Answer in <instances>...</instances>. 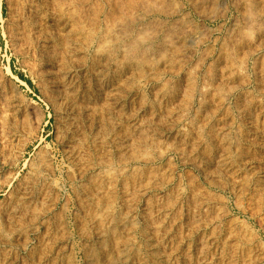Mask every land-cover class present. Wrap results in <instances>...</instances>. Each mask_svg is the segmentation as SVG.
<instances>
[{"label": "rangeland", "instance_id": "rangeland-1", "mask_svg": "<svg viewBox=\"0 0 264 264\" xmlns=\"http://www.w3.org/2000/svg\"><path fill=\"white\" fill-rule=\"evenodd\" d=\"M135 11L157 47L86 49ZM109 260L264 264V0H0V264Z\"/></svg>", "mask_w": 264, "mask_h": 264}, {"label": "bare ground", "instance_id": "bare-ground-1", "mask_svg": "<svg viewBox=\"0 0 264 264\" xmlns=\"http://www.w3.org/2000/svg\"><path fill=\"white\" fill-rule=\"evenodd\" d=\"M38 1V0H37ZM55 1V0H54ZM133 2V1H132ZM65 3H67V2H65ZM92 3V2H91ZM91 3H88L87 5H86V9H87V7H89V4H91ZM131 4V3H130ZM97 5V4H96ZM119 5V4H118ZM141 6V5H140ZM84 7V6H83ZM92 7V6H91ZM95 7V6H94ZM136 7V6H135ZM182 7V6H181ZM35 8V7H34ZM60 8V7H59ZM90 8V7H89ZM96 8V7H95ZM142 8V7H141ZM65 9V8H64ZM92 9V8H91ZM32 10V9H31ZM57 10V9H56ZM93 10V12H94V9H92ZM95 10H97V9H95ZM102 10V9H101ZM152 10V9H151ZM19 11V10H18ZM149 11H150V9H149ZM176 11V10H175ZM32 12V14H35L36 15V13H39V12H35L34 10L33 11H31ZM89 12V11H88ZM131 12H133V11H131ZM144 12V11H143ZM151 12V11H150ZM253 12V11H252ZM128 13V12H127ZM145 13H147V12H145ZM30 14V13H29ZM88 14V13H87ZM99 14V13H98ZM122 14H123V12H122ZM168 14V13H167ZM253 14V13H252ZM260 14V13H259ZM27 15V14H26ZM31 15V14H30ZM39 15V14H38ZM41 15V14H40ZM144 15V14H143ZM142 14H141V12L140 11H135V13L132 15V18L131 19H133V20H131V19H128L129 21H130V23H131V26H132V23H134V22H136L137 24H138V27L136 28V31H135V33H130V38L132 37V38H134V40L135 41H133V43H128V44H126V42H127V40H128V36H127V34L126 33H128V32H130V31H128V29L126 30V28H124V23H123V21L121 22L119 19L117 20V19H115V23H114V20H113V24H112V26H108L107 28H105V26L102 28V26L100 27H98V28H96L95 29V34L94 33H91V34H94L95 35V37H91L90 38V40H89V42H87L88 43V46H86V49H90V47H93V46H95L97 43H98V46H97V53H96V56H98V57H100V59L102 60H104V58H106V57H110V56H112V55H114V57H115V55L116 56H124V57H128V55H130V53H131V51L132 50H135V49H137L139 52L141 51V53L142 54H144L145 55V53L146 52H148L147 50H151V48H152V46H154L153 45V43H152V40H153V37H152V32H150L149 31V28L148 29H146L148 26H145V24L143 25L142 24V20L144 19L142 16H143ZM257 15V14H256ZM51 16V15H50ZM175 16V15H174ZM177 16V15H176ZM252 16V15H251ZM262 16V15H261ZM29 17V16H28ZM60 17V16H59ZM65 16L64 15H62V23H60V24H58L57 23V25H56V27L54 28V31H56L57 33L56 34H58V35H61V36H63L64 38H65V40H67V44L66 43H64V45H65V48H64V50L66 49V55L68 56V58L70 57V58H72L73 57V55H74V51H75V49H76V46H77V44H75V43H71V44H69L68 43V41H70V39L73 37V33L70 31V25H69V21H70V17L69 18H64ZM74 17V16H73ZM95 17H97V16H95ZM99 17V16H98ZM117 17V16H116ZM172 17V16H171ZM253 17V16H252ZM257 17V16H256ZM38 18V17H37ZM36 18V19H37ZM113 18V17H112ZM251 18V17H250ZM30 19H32V17L30 18ZM60 19V18H59ZM81 19V18H80ZM108 19V18H107ZM121 19V18H120ZM126 19V18H125ZM176 19V18H175ZM252 19H254V18H252ZM260 18H258V19H256L254 22H256V21H258L257 23H259V25H261L260 24V21L261 20H259ZM111 20V19H110ZM172 20V19H171ZM36 21V20H35ZM57 21H59V20H57ZM81 21H82V19H81ZM89 21V20H88ZM93 21V20H92ZM128 21V22H129ZM132 21V22H131ZM143 21H145V20H143ZM163 21V20H162ZM30 22V21H29ZM40 22V21H39ZM38 22V23H39ZM80 22V21H79ZM125 22V21H124ZM158 22V21H157ZM166 22V21H165ZM179 22V21H178ZM252 22V21H251ZM253 22V23H254ZM55 23V22H54ZM96 23V22H95ZM144 23V22H143ZM167 23V22H166ZM165 23V24H166ZM174 23V22H173ZM172 23V24H173ZM246 23H247V21H246ZM252 23V24H253ZM111 24V23H110ZM135 24V23H134ZM137 24H136V26H137ZM151 24V23H150ZM158 24H159V22H158ZM161 24H163V23H161ZM263 24V23H262ZM90 25V24H89ZM95 25V24H94ZM99 25V24H98ZM147 25V24H146ZM167 25V24H166ZM175 25V24H174ZM177 25V24H176ZM24 26V25H23ZM34 27H35V25H33ZM32 26V27H33ZM55 26V25H54ZM107 26V25H106ZM130 26V25H129ZM145 26V27H144ZM152 26H153V24H152ZM160 26V25H159ZM158 26V28H160ZM80 27V26H79ZM85 27V26H84ZM84 27H81L80 29L81 30H83V28ZM95 27V26H94ZM150 27V26H149ZM156 27V26H155ZM166 27V26H165ZM164 27V28H165ZM247 27V26H246ZM254 27V26H253ZM38 28V27H37ZM47 28V27H46ZM45 28V29H46ZM92 28V27H91ZM131 28V27H130ZM153 28V27H152ZM162 28V27H161ZM160 28V29H161ZM250 28V27H249ZM39 29V28H38ZM150 29H151V27H150ZM163 29V28H162ZM178 29V28H177ZM262 29H263V26H262ZM261 29V30H262ZM36 30V29H35ZM42 30V29H41ZM79 30V29H78ZM132 30V29H131ZM175 30V29H174ZM52 31V30H51ZM126 31H128V32H126ZM133 31V30H132ZM181 31H182V29H181ZM185 31H186V29H185ZM250 31V30H249ZM88 32V31H87ZM91 32H92V30H91ZM157 32V31H156ZM166 32V31H165ZM164 32V33H165ZM180 32V31H179ZM251 32V31H250ZM33 33V32H32ZM71 33H72V35H71ZM79 33H81V32H79ZM89 33V32H88ZM176 33V32H175ZM48 34V33H47ZM83 34V33H82ZM90 34V33H89ZM88 34V35H89ZM173 34H174V32H173ZM39 35V34H38ZM81 35V34H80ZM86 35V34H85ZM87 35V36H88ZM147 37L148 36V39H149V41H147V40H144V37L145 36ZM187 35V34H186ZM34 36V35H33ZM51 36V35H50ZM86 36V37H87ZM156 36V35H155ZM161 36V35H160ZM167 36V35H166ZM173 36V35H172ZM175 36V35H174ZM193 36V35H192ZM19 37V36H18ZM48 37H49V35H48ZM53 37V36H52ZM158 37V36H157ZM156 37V38H157ZM162 37V36H161ZM171 37V36H170ZM185 37V36H184ZM89 38V37H88ZM155 37H154V39H156ZM168 38V37H167ZM181 38V37H180ZM47 39V38H46ZM45 39V40H46ZM74 39V38H73ZM85 39V38H84ZM92 39V40H91ZM146 39V38H145ZM158 39V38H157ZM166 39V38H165ZM164 38H163V41L165 40ZM174 39V40H173ZM172 39V41H175V40H177V39H175V38H173ZM182 39H184V38H182ZM185 39H187L188 41L187 42H189V41H191V39H192V37H191V35H187V38H185ZM194 39V38H193ZM64 40V39H63ZM86 40V39H85ZM171 40V39H170ZM26 41V40H25ZM24 41V42H25ZM77 41V40H76ZM159 41H160V39H159ZM158 41V42H159ZM184 41H186V40H184ZM47 42H48V40H47ZM97 42V43H96ZM138 42H144L142 45H143V47L142 46H140V45H137L138 44ZM147 42H149V43H147ZM161 42V41H160ZM169 42H171V41H169ZM78 43V42H77ZM137 43V44H136ZM174 43V42H173ZM32 44V43H31ZM31 44H29V45H31ZM174 45V44H173ZM172 45V46H173ZM161 46V45H160ZM146 47V48H145ZM154 47H157V44H156V46H154ZM153 47V48H154ZM172 48V47H171ZM159 49V48H158ZM157 49V50H158ZM163 49V48H162ZM26 50H28V49H26ZM54 50V49H53ZM57 51V50H56ZM136 51V50H135ZM160 51V50H159ZM49 52V51H48ZM64 52V51H63ZM137 52V51H136ZM161 52H162V50H161ZM164 52V51H163ZM162 52V53H163ZM34 53V52H33ZM160 53V52H159ZM59 54V53H58ZM136 54V53H135ZM134 54V55H135ZM137 54H140V53H137ZM155 54V53H154ZM141 55V54H140ZM147 55V54H146ZM33 56H35V54L33 55ZM152 56V55H151ZM135 57V56H134ZM133 57V55H132V57L131 56H129V59L131 58H134ZM61 59H62V57H60ZM111 58V57H110ZM122 58V57H121ZM99 59V58H98ZM134 59H137V58H134ZM50 60V59H49ZM107 60V59H106ZM128 60V59H127ZM131 61V60H130ZM130 61H129V64H130ZM139 61V60H138ZM112 62V61H111ZM132 62V61H131ZM135 63V62H134ZM128 64V65H129ZM133 64V63H132ZM136 64V63H135ZM134 65V64H133ZM137 65V64H136ZM152 65H153V63H152ZM100 66H102V65H100ZM132 66V65H131ZM99 67V66H98ZM106 67V66H105ZM116 68V67H115ZM99 69V68H98ZM105 69V68H104ZM104 69L102 68V67H100V71L99 72H101V73H103V71H104ZM95 72H96V70H95ZM105 72H106V70H105ZM70 73H69V71H64V72H62V73H59V72H57V73H54L53 75L54 76H52V78L54 79L53 81V87H54V91L57 93V95L58 96H60V97H63V98H69V97H71V96H69V94H70V90H69V86H68V84H67V82L65 81V79L67 78L66 76H68ZM99 74V73H98ZM97 74V75H98ZM106 74V73H105ZM104 74V75H105ZM105 77V76H104ZM46 78V77H45ZM48 78L49 79H51L52 80V78L50 77V76H48ZM98 78V77H97ZM100 78V77H99ZM107 78V77H106ZM104 79V78H103ZM51 80H49V81H51ZM100 81V80H99ZM98 82V81H97ZM103 82V81H102ZM100 84V83H99ZM99 87H100V85H99ZM101 88H102V86H101ZM113 88V87H112ZM49 89H52L51 87L49 88ZM45 92V91H44ZM53 94H55V93H53ZM115 95V93L113 94V96ZM56 96V95H55ZM59 98V97H58ZM65 99V100H66ZM72 99V98H71ZM105 99V98H104ZM113 99V98H112ZM118 99V98H117ZM115 100V99H114ZM113 100V101H114ZM116 102V101H115ZM117 103V102H116ZM64 136H66V134L64 135ZM27 195V194H26ZM25 197V196H24ZM115 209V208H114ZM14 213V212H13ZM117 214V213H116ZM119 215V214H118ZM115 216V215H114ZM117 216V215H116ZM115 216V217H116ZM118 217V216H117ZM122 220L124 219V218H121ZM115 220V219H114ZM113 220V221H114ZM120 220V219H119ZM119 220H115V221H119ZM122 220H120V221H122ZM118 223V222H117ZM113 227H115V226H113ZM111 231H112V229H111ZM115 231H116V229H115ZM115 231H113V232H115ZM113 232H112V234H113ZM115 234V233H114ZM104 236V235H103ZM105 238V237H104ZM103 238V239H104ZM104 248V247H103ZM90 251V250H89ZM91 252H93V250L91 251ZM97 252V251H96ZM118 253V252H117ZM94 254H95V252H94ZM122 254V253H121ZM120 255V254H119ZM94 257V256H93ZM113 257V256H112ZM96 259H97V257H95ZM114 258V257H113ZM112 258V259H113ZM95 259V260H96ZM94 261V260H93ZM110 261V260H109ZM116 261V260H115ZM120 261V260H119ZM95 262V261H94ZM112 262H113V260H112ZM112 262L110 261L109 263L110 264H112ZM93 263V262H92ZM108 263V262H107ZM95 264V263H94ZM114 264V263H113Z\"/></svg>", "mask_w": 264, "mask_h": 264}, {"label": "trees", "instance_id": "trees-1", "mask_svg": "<svg viewBox=\"0 0 264 264\" xmlns=\"http://www.w3.org/2000/svg\"><path fill=\"white\" fill-rule=\"evenodd\" d=\"M30 83V82H29Z\"/></svg>", "mask_w": 264, "mask_h": 264}]
</instances>
